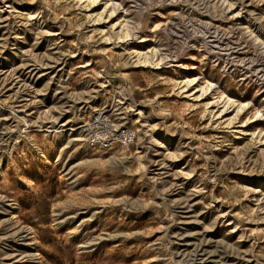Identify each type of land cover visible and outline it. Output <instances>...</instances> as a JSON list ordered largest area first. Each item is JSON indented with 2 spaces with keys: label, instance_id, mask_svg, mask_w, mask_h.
<instances>
[{
  "label": "rangeland",
  "instance_id": "obj_1",
  "mask_svg": "<svg viewBox=\"0 0 264 264\" xmlns=\"http://www.w3.org/2000/svg\"><path fill=\"white\" fill-rule=\"evenodd\" d=\"M0 264H264V0H0Z\"/></svg>",
  "mask_w": 264,
  "mask_h": 264
},
{
  "label": "built area",
  "instance_id": "obj_2",
  "mask_svg": "<svg viewBox=\"0 0 264 264\" xmlns=\"http://www.w3.org/2000/svg\"><path fill=\"white\" fill-rule=\"evenodd\" d=\"M91 145L105 150L113 147L129 148L134 141V131L114 127L104 114H98L80 128Z\"/></svg>",
  "mask_w": 264,
  "mask_h": 264
},
{
  "label": "bare ground",
  "instance_id": "obj_3",
  "mask_svg": "<svg viewBox=\"0 0 264 264\" xmlns=\"http://www.w3.org/2000/svg\"><path fill=\"white\" fill-rule=\"evenodd\" d=\"M67 131H70V132H75L76 130H75V129H73V128H70V129H68Z\"/></svg>",
  "mask_w": 264,
  "mask_h": 264
}]
</instances>
